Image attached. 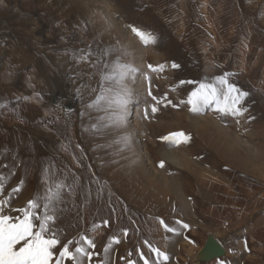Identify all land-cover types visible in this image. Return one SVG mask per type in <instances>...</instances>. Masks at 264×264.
Returning a JSON list of instances; mask_svg holds the SVG:
<instances>
[{"label": "rangeland", "instance_id": "obj_1", "mask_svg": "<svg viewBox=\"0 0 264 264\" xmlns=\"http://www.w3.org/2000/svg\"><path fill=\"white\" fill-rule=\"evenodd\" d=\"M179 1L0 0V178L4 185L0 200L11 196V209L25 207L36 192L43 193L45 169L67 184L75 180V195L65 194L62 205L72 211L58 224L66 230L62 243L84 234L94 239V255L90 261L82 258V264H144L141 252L149 264H264V160L263 170L245 172L246 178L233 170L219 172L217 156L207 153V148L198 150L203 138L195 128L196 121L211 116L207 120L220 125L211 121L208 137H223L232 147H237L236 137L254 138L258 133L264 159V91L258 97V88L264 90V0H210L207 16L212 26L203 0H183V5ZM94 11L104 14L111 26L120 24L115 27L116 39L108 38L87 18ZM133 28L151 32L155 42L145 43ZM108 48L118 51L106 61L123 53L122 60L137 69L125 81L127 104L133 105L125 114L126 108L109 102L115 101L118 86L95 103L101 92L102 66L79 59L82 50L94 52L90 58L94 61ZM220 78L249 93L241 105L247 108L242 116L218 112L215 102L199 112L191 110L187 101L201 84L226 90ZM121 116L124 124L114 123ZM173 133L190 139L184 142L180 137L178 144L164 139ZM136 139L142 146L147 143L153 156L150 162L142 157L145 149ZM171 151L186 157L190 153L193 161L204 159L216 166L220 179L215 187L210 190L204 182L198 183L194 195L185 199L177 186L198 178H187L162 156ZM130 176L145 187L140 194L131 185L136 199L128 196L125 184L120 185V179ZM17 187L20 191L13 194ZM161 187L175 196L162 198ZM211 205L224 212L206 215ZM161 219L177 231H166ZM213 236L223 244V253L200 257ZM145 240L167 253L168 261L158 260Z\"/></svg>", "mask_w": 264, "mask_h": 264}, {"label": "snow or ice", "instance_id": "obj_2", "mask_svg": "<svg viewBox=\"0 0 264 264\" xmlns=\"http://www.w3.org/2000/svg\"><path fill=\"white\" fill-rule=\"evenodd\" d=\"M133 31L145 42H155V36L148 31L140 28H133ZM116 49H102L96 60H91L92 51H83L79 57L81 61L92 63L94 66H102L101 70V92L96 98L95 103H99L106 97L105 92H111L113 86L119 87L114 102L121 109L126 108L128 90L125 81L130 73L137 71L130 64L122 60L123 53H118L115 60L106 61L104 58L110 56ZM173 67L178 65L173 64ZM149 67H152L149 65ZM220 84L226 85V90H219L211 84H201L197 91L191 93L188 103L192 106L193 112H199L204 105L215 102L216 110L222 114H231L232 116H242L246 111V107H241L244 99L249 95L247 91H242L234 84H230L227 79L220 78ZM27 99V98H25ZM155 99V97H154ZM94 106V105H93ZM155 112L157 109L152 108ZM123 116L118 117L114 123L118 125L124 124ZM180 137L187 142L190 137L184 133H173L171 136L164 137L165 140L172 143H180ZM127 143V138H124ZM163 167V162L160 164ZM44 191L36 192L33 198L27 202V205L18 209H11V196L7 200H0V264H82V258L92 259L94 253L91 249H95L94 239L89 235H80L79 239H67L62 243V238L66 237V230L62 228L58 221L63 219L65 215L72 211V208H65V194L75 195L76 181L73 184H67L65 179H60L50 174L48 169L44 170ZM22 183V182H21ZM3 182L0 178V193L3 192ZM20 188L12 189L13 194L18 193ZM87 196V193H86ZM6 205L9 207L6 208ZM11 211L17 215L10 214ZM160 223L168 232H176L177 230L170 227L162 219ZM182 224L183 228H189L187 223L177 221ZM127 235V233H125ZM116 243L119 240L113 238ZM148 245L151 252L155 253L157 259L168 261L167 253L162 252L159 248L152 246L147 240L144 241ZM107 252V248L105 249ZM144 259V264H149V260L144 258V253H140ZM130 264H135L134 261Z\"/></svg>", "mask_w": 264, "mask_h": 264}, {"label": "bare ground", "instance_id": "obj_3", "mask_svg": "<svg viewBox=\"0 0 264 264\" xmlns=\"http://www.w3.org/2000/svg\"><path fill=\"white\" fill-rule=\"evenodd\" d=\"M179 2H181V5H183V3H184V1L183 0H180ZM209 2H210V0H203V8H204V13H205V15L207 16V15H209V13H208V4H209ZM107 3V2H106ZM202 5V4H201ZM224 10V9H223ZM222 10V11H223ZM78 12H80V11H78ZM85 13H87L85 10H84V8H83V14H85ZM226 13V12H225ZM74 15V14H73ZM87 15V14H86ZM77 16V15H76ZM89 17V19H92V21L95 23V25L98 27V28H101L102 29V31L103 32H105V33H107L108 35H106L108 38H110V39H112V40H114V39H116V36H115V27H117V26H119L120 24H118L117 26H111V24H110V20H108V19H105L104 17V14H98V11H94V12H92L90 15H88L87 16V18ZM221 17V16H220ZM207 22L212 26L213 25V22L211 21V19H210V17L209 16H207ZM78 24V23H77ZM119 29H120V27H119ZM242 29V28H241ZM214 30H216V27L214 28ZM119 32H122V34H127V33H125L123 30H119ZM229 33V32H228ZM216 34V33H215ZM218 34V33H217ZM224 34H226V33H224ZM237 35V34H236ZM223 36V35H222ZM177 40V39H176ZM225 44V43H224ZM213 52V51H212ZM204 53V52H203ZM245 60V59H244ZM162 61V60H161ZM29 68V67H28ZM252 76V75H251ZM248 86V85H247ZM256 86V85H255ZM249 87V86H248ZM258 90H259V94H258V97H260L262 94H263V88H258ZM256 97V96H255ZM259 99V98H258ZM255 105V104H254ZM132 107H133V105H132V101H129L128 102V104H127V106H126V112H122L123 114H125V113H128V111H129V108H130V111H131V109H132ZM130 114H128V116H129ZM206 117V116H205ZM211 117V116H210ZM210 117H207V118H210ZM250 117V116H249ZM200 118V117H199ZM207 118H203V119H201L200 118V120L199 121H196V124H195V128H196V132H197V135H198V137H202L203 138V140L201 141V139H199V141H201L200 143H198V150L200 151V150H203V149H208V152L207 153H209L211 156L213 155V157L215 156H217V164H218V166H219V172H224V171H227V170H233V171H236V172H238V173H240V176H245V178H246V174H244L245 172H249V173H258V171H259V169L262 171L263 169V165L261 166V164L263 163V157H262V155L260 154V151H259V149H261V148H259V146L257 145V141L259 140V138H260V135H258V133H257V135H256V137H254V138H248V139H246L245 137H242V136H244L243 134H242V136H239V138L238 137H236V141H237V147H232L231 146V143H229L226 139H224L223 137H220V138H218V140L216 139V138H213V137H208V135H207V131H208V126H209V123H211V121L210 120H207ZM255 119V118H254ZM196 120V119H195ZM264 122V121H263ZM195 123V122H194ZM212 123H213V121H212ZM217 123V122H216ZM262 123V122H261ZM214 124V126H219L220 124H215V122L213 123ZM263 124V123H262ZM135 125H136V122L133 124V127L135 128ZM245 125V124H244ZM130 126V125H129ZM246 126V125H245ZM245 126H244V128H245ZM131 127H132V125H131ZM234 127V126H233ZM254 127V126H253ZM264 127V125H262V128ZM243 128V129H244ZM259 128H261V127H259ZM264 129V128H263ZM136 130V129H135ZM247 130H249V129H247ZM257 130V129H256ZM260 130H262V129H260ZM259 130V131H260ZM133 131V130H132ZM131 131V132H132ZM183 131V130H182ZM258 131V130H257ZM262 132H264V130H262ZM130 133V132H129ZM134 133V132H133ZM131 134V133H130ZM240 134V133H239ZM261 134V133H260ZM135 135V134H134ZM234 136V135H233ZM262 136H264L263 134L261 135V137ZM136 138H137V136H135ZM241 137V138H240ZM131 139L132 137H130V136H128V139ZM263 139H264V137H263ZM132 140V139H131ZM134 140V139H133ZM132 140V141H133ZM261 141H263L262 140V138H261ZM260 142V141H259ZM139 147H143L144 146V152H145V154H144V156H142V157H145V158H147V160L148 159H151L152 160V158H151V151H150V149L148 148V145H147V143L146 142H144V144H143V146H142V143L143 142H141L139 139H136V142H135ZM194 143V142H193ZM196 143V142H195ZM264 143V142H263ZM260 144V143H259ZM136 145V146H137ZM194 145V144H193ZM261 146H262V143L260 144ZM196 147V148H197ZM263 147V146H262ZM140 149V148H139ZM143 149V148H142ZM141 150V149H140ZM262 150V149H261ZM132 151H134V152H132L131 154H135V149L134 150H132ZM205 151V150H204ZM263 151V150H262ZM137 152V151H136ZM188 152V151H187ZM141 153V152H140ZM201 153H202V151H201ZM206 153V154H207ZM186 154V153H185ZM203 154V153H202ZM214 154H216V155H214ZM142 155V154H141ZM187 155V154H186ZM129 156H131L130 154H129ZM138 156H139V153H138ZM162 156L163 157H165V158H168L172 163H174L177 167H178V170L180 171L181 170V172H185L186 174L185 175H187L186 177L187 178H190L191 179V177L192 178H198V181L197 180H195V181H193V182H191V180H189V182H187L185 185V187L183 186H177V188H179V191H180V194L182 195L183 194V197L185 198V199H188L189 198V196L191 195V194H193L194 192H195V190H197L196 189V186L195 185H198V183H202V182H204L205 184H206V187L208 188V189H213L214 187H215V184L217 183V181H219V179H220V176L218 175V174H216L215 172H214V169H215V167L213 166H211V164H209L208 162H207V160H204V159H198V161L197 162H195V161H193L192 159H190L189 158V156H192V155H190V153L188 154V156L186 157V156H182L181 154H177L176 152H168V153H162ZM204 156V155H203ZM209 156V155H208ZM141 157V156H140ZM153 157V156H152ZM71 158V157H70ZM131 158V157H130ZM133 158H134V156H133ZM133 158H131V159H133ZM136 158L137 157H135V159L134 160H136ZM144 158V159H145ZM205 158V157H204ZM130 159V160H131ZM142 159V158H141ZM70 160V159H69ZM137 160H139V159H137ZM137 160H136V163H138L137 162ZM215 160V159H214ZM142 161V160H141ZM140 161V162H141ZM149 161V160H148ZM122 162V161H121ZM132 162V161H131ZM150 162V161H149ZM149 162H148V164H149ZM77 163V162H76ZM144 163V161H142V163H140V165L139 166H141L142 168H143V166L141 165V164H143ZM133 165L135 164V163H132ZM131 164V168H134V166ZM139 164V163H138ZM151 164H152V162H151ZM144 165V164H143ZM153 165V164H152ZM135 166H137L136 164H135ZM168 166V165H167ZM261 166V167H260ZM130 166H128V169L131 171V168H129ZM140 167V168H141ZM145 167V166H144ZM172 167V166H171ZM170 167V168H171ZM138 168V167H137ZM154 168H155V166H154ZM127 169V170H128ZM149 169H150V166H149ZM148 169V170H149ZM156 169V168H155ZM216 169H218V168H216ZM80 170V169H79ZM139 170V169H138ZM141 170V169H140ZM147 170V169H146ZM169 170V169H168ZM124 171H126V170H124ZM130 171L129 172H127V174L128 175H130L129 173H130ZM136 171V170H135ZM135 171H132L131 173H133V172H135ZM141 171H143V170H141ZM141 171H139V172H141ZM160 171V170H159ZM138 172V171H137ZM161 172V171H160ZM162 172H163V170H162ZM172 172V171H171ZM148 173H149V171H148ZM159 173V172H158ZM134 174V173H133ZM132 174V175H133ZM142 174H144V173H142ZM119 175H121V174H119ZM175 175V174H174ZM178 175V174H177ZM255 175V174H254ZM135 176H137V175H135ZM155 176V175H154ZM165 176V175H164ZM167 176V175H166ZM256 176H257V174H256ZM106 177V176H105ZM138 177V176H137ZM133 178H135L134 176H130V177H124V178H122V179H120V185H121V183H123V184H125L126 185V187H127V191H128V196H130V197H133V198H135V196L136 195H138V194H136L135 192H139L140 194H144V188L141 186V185H137V184H135V183H137ZM142 178V177H141ZM156 179H157V177H155ZM154 178V181L156 180ZM167 178V181H168V177H166ZM177 178V177H176ZM114 180V179H113ZM115 180H116V178H115ZM114 180V181H115ZM140 180V179H139ZM147 180V179H146ZM222 180V179H221ZM237 180H241V178H237ZM250 180V179H249ZM223 181V180H222ZM260 181V180H259ZM118 182V181H117ZM149 182V181H148ZM157 182V181H156ZM161 181H159L158 180V184L160 183ZM163 182V181H162ZM221 182V181H220ZM229 182H231L230 180H229ZM233 182V181H232ZM231 182V183H232ZM261 182V181H260ZM134 183V184H133ZM251 183V182H250ZM262 183V182H261ZM169 184V183H168ZM182 184H183V182H182ZM252 184H253V182H252ZM264 184V183H263ZM115 185V184H114ZM116 185H118V184H116ZM134 186V188H135V185L137 186L135 189H139L138 191H133V192H131V190L133 189L132 188V186ZM148 185V184H147ZM151 185L153 186V182L151 183ZM151 185H150V188H151ZM162 185V184H161ZM184 185V184H183ZM231 185V184H230ZM238 185V184H237ZM255 185V184H254ZM253 185V186H254ZM262 185V184H261ZM124 186V185H123ZM224 186V185H223ZM222 186V187H223ZM228 186V185H227ZM256 186V185H255ZM263 186V185H262ZM120 187H122V186H120ZM154 187H155V185H154ZM163 187V186H162ZM162 187L158 190V191H161L160 193H161V195H162V198H168V197H174L175 195V193L174 194H172V195H170L168 192H166L165 190H163L162 189ZM167 187V186H166ZM200 187V186H199ZM239 187V186H238ZM245 187H247V186H245ZM259 187V186H258ZM132 188V189H131ZM172 188V187H171ZM219 188V187H218ZM243 188V187H242ZM155 189V188H154ZM202 189V188H201ZM222 189V188H221ZM233 189V188H232ZM231 189V190H232ZM239 189V188H238ZM123 191L125 190V189H122ZM151 190H152V188H151ZM172 190V189H171ZM176 190H178V189H176ZM203 190V189H202ZM202 190H200V191H202ZM243 190V189H242ZM252 190V189H251ZM122 191V192H123ZM142 191V192H141ZM167 191H169V190H167ZM173 191V190H172ZM205 191V190H204ZM229 191H230V189H229ZM239 191V190H238ZM177 192V191H176ZM206 192V191H205ZM204 192V193H205ZM248 192V191H247ZM156 193V192H155ZM154 193V194H155ZM159 193V192H158ZM204 193H203V196H204ZM208 193V192H207ZM245 193V192H244ZM255 193V192H254ZM122 194V193H121ZM165 194V195H164ZM178 194V192L176 193V195ZM209 194V193H208ZM211 194V193H210ZM209 194V195H210ZM212 194H213V192H212ZM211 194V195H212ZM233 194V193H232ZM122 195H124V194H122ZM146 195V194H145ZM179 195V194H178ZM194 195V194H193ZM210 195V196H211ZM231 195V194H230ZM250 195V194H249ZM257 195V194H256ZM255 195V196H256ZM144 196V195H143ZM155 196V195H154ZM156 196H158L157 194H156ZM205 196H206V193H205ZM216 196V195H215ZM228 196V195H227ZM239 196V195H238ZM208 197V196H207ZM206 197V198H207ZM254 197V196H253ZM252 197V198H253ZM155 198V197H154ZM160 198H161V196H160ZM177 198H178V196H177ZM204 198V197H203ZM205 198V199H206ZM211 198V197H210ZM210 198H207V199H210ZM213 198H214V200H215V197H214V195H213ZM217 198V197H216ZM250 198V197H249ZM130 199V198H129ZM136 199V198H135ZM158 199H159V197H158ZM199 199V198H198ZM219 199V198H218ZM227 199V198H226ZM251 199V198H250ZM264 199V198H263ZM211 200H213V199H211ZM221 200V199H220ZM252 200V199H251ZM135 201V200H134ZM239 201V200H238ZM248 201V200H247ZM262 201V200H261ZM214 202V201H213ZM223 204H224V201H221ZM249 202H251L250 200H249ZM211 203V202H210ZM216 203V202H215ZM220 203V202H219ZM244 203V202H243ZM137 204V203H136ZM245 204V203H244ZM256 204H259V205H261L262 203H256ZM142 205V204H141ZM246 205H247V203H246ZM249 206V205H248ZM257 206V205H256ZM147 207V206H146ZM244 207V206H243ZM255 207V206H254ZM247 208H249V207H247ZM251 209H252V207H251ZM256 209V208H255ZM203 211V210H202ZM205 212H206V215H209L210 213H212V214H220V213H222V212H224V209L222 208V207H216L215 205H211V206H209L208 208H206V210H205ZM246 212V211H245ZM254 212V211H253ZM247 213H245V215H246ZM250 214V213H249ZM255 215V214H254ZM239 216V215H238ZM247 216H249V215H247ZM246 216V217H247ZM250 217H252V215L250 216ZM261 217V216H260ZM248 219V218H247ZM246 220V219H245ZM249 221V220H248ZM251 221V220H250ZM239 222V221H238ZM237 222V223H238ZM255 222V221H254ZM243 223V222H242ZM256 223V222H255ZM231 225H233V224H231ZM230 225V226H231ZM234 225H235V223H234ZM258 225V224H257ZM229 226V227H230ZM229 227H227V228H229ZM242 227V226H241ZM236 228V227H235ZM239 228V227H238ZM263 229V228H262ZM231 230V229H230ZM227 231V230H226ZM260 231H262V230H260ZM228 232V231H227ZM256 232H258V231H256ZM256 232H255V234H256ZM261 233V232H260ZM248 235V234H247ZM236 236V235H235ZM214 237V236H213ZM218 242H219V244L224 248V246H223V244L216 238V237H214ZM249 238V237H248ZM258 239V238H257ZM260 240H261V238H260ZM262 240H264V239H262ZM254 245L255 244H257V243H253ZM253 245V246H254ZM260 245H261V243H260ZM205 248V246L203 247V249ZM196 254V253H195ZM258 254V253H257ZM238 257V256H237ZM230 259V258H229Z\"/></svg>", "mask_w": 264, "mask_h": 264}, {"label": "water", "instance_id": "obj_4", "mask_svg": "<svg viewBox=\"0 0 264 264\" xmlns=\"http://www.w3.org/2000/svg\"><path fill=\"white\" fill-rule=\"evenodd\" d=\"M224 249L223 247L219 244V242L214 238L211 237L205 244V248L201 253H199L200 257H213L216 255H219L223 253Z\"/></svg>", "mask_w": 264, "mask_h": 264}]
</instances>
